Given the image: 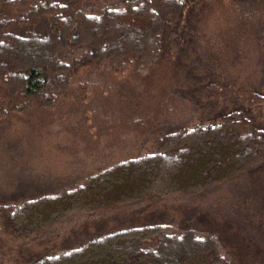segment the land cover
Segmentation results:
<instances>
[{"label":"trees","instance_id":"16d2710c","mask_svg":"<svg viewBox=\"0 0 264 264\" xmlns=\"http://www.w3.org/2000/svg\"><path fill=\"white\" fill-rule=\"evenodd\" d=\"M126 130L121 158L28 189L26 163ZM262 169L264 0H0V235ZM107 228L20 264H234L210 232Z\"/></svg>","mask_w":264,"mask_h":264},{"label":"rangeland","instance_id":"374dc122","mask_svg":"<svg viewBox=\"0 0 264 264\" xmlns=\"http://www.w3.org/2000/svg\"><path fill=\"white\" fill-rule=\"evenodd\" d=\"M126 131L127 135L118 131L90 143L88 146H94L93 151L98 150V156L88 153V150H80L76 155L67 151L60 156L45 152L44 159L39 161L42 164L37 161L38 167L37 164L26 163V174L31 173L34 178H28L26 182L34 181L37 187L35 190L28 185L31 187L28 189L33 193L43 192L51 188L49 182L72 180L74 175L78 177L79 174L92 170L99 160L102 162L107 157L121 158L122 154L128 153L130 147L135 146V142L139 143L134 130ZM56 143L64 145L65 141ZM78 143L80 140H76L73 147L76 148ZM84 143L86 142H81L85 145ZM262 170L245 173L198 194L158 197L91 214L69 213L27 240L18 241L0 235V264H20L26 259L33 260L45 253L73 247L85 241L97 228L98 232H103L108 226L114 229L160 222L212 233L220 242L222 250L232 257L234 264H264V169ZM37 178L39 180H35Z\"/></svg>","mask_w":264,"mask_h":264}]
</instances>
